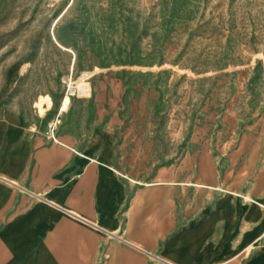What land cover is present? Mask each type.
<instances>
[{
	"label": "crops",
	"instance_id": "crops-1",
	"mask_svg": "<svg viewBox=\"0 0 264 264\" xmlns=\"http://www.w3.org/2000/svg\"><path fill=\"white\" fill-rule=\"evenodd\" d=\"M93 93L30 103L25 62L6 68L0 264H264V114L174 135L129 117L127 89Z\"/></svg>",
	"mask_w": 264,
	"mask_h": 264
},
{
	"label": "rangeland",
	"instance_id": "rangeland-1",
	"mask_svg": "<svg viewBox=\"0 0 264 264\" xmlns=\"http://www.w3.org/2000/svg\"><path fill=\"white\" fill-rule=\"evenodd\" d=\"M22 61L30 103L36 91L39 105L58 103L67 77L76 84L89 72L94 103L125 88L129 117L158 127L172 117L174 135L181 122L191 135L197 119L219 121L227 108L255 122L264 114V0H0V85Z\"/></svg>",
	"mask_w": 264,
	"mask_h": 264
},
{
	"label": "bare ground",
	"instance_id": "bare-ground-1",
	"mask_svg": "<svg viewBox=\"0 0 264 264\" xmlns=\"http://www.w3.org/2000/svg\"><path fill=\"white\" fill-rule=\"evenodd\" d=\"M90 75H91V73H89V72H83L81 77L79 78V80L76 82V84H74L72 82V78L67 77L66 82L68 84V87L71 89V91L74 88L82 90L85 87H90L88 81L84 80L86 77H88ZM82 83H84V84H82ZM66 94L71 98V96H70V94L68 92H66ZM55 129H56L55 124L51 122L49 124V129H48V137L49 138L54 139Z\"/></svg>",
	"mask_w": 264,
	"mask_h": 264
},
{
	"label": "built area",
	"instance_id": "built-area-1",
	"mask_svg": "<svg viewBox=\"0 0 264 264\" xmlns=\"http://www.w3.org/2000/svg\"><path fill=\"white\" fill-rule=\"evenodd\" d=\"M89 83V82H88ZM90 86V83H89ZM67 92L70 94V96H76V97H87L90 94V87H85L82 90L79 89H73L71 91V89L68 87L67 85Z\"/></svg>",
	"mask_w": 264,
	"mask_h": 264
}]
</instances>
